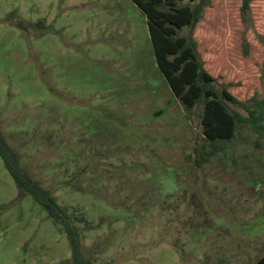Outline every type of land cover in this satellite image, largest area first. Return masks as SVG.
Returning <instances> with one entry per match:
<instances>
[{
    "label": "rangeland",
    "instance_id": "1",
    "mask_svg": "<svg viewBox=\"0 0 264 264\" xmlns=\"http://www.w3.org/2000/svg\"><path fill=\"white\" fill-rule=\"evenodd\" d=\"M241 1L211 0L194 38L204 68L235 97L264 101V0H250L246 28ZM11 12L45 27L25 36ZM200 111L170 91L131 0H0L1 129L21 167L88 221L73 220L92 264L264 256V121L240 123L201 159L211 148ZM70 255L62 225L19 193L0 157V264Z\"/></svg>",
    "mask_w": 264,
    "mask_h": 264
},
{
    "label": "trees",
    "instance_id": "2",
    "mask_svg": "<svg viewBox=\"0 0 264 264\" xmlns=\"http://www.w3.org/2000/svg\"><path fill=\"white\" fill-rule=\"evenodd\" d=\"M143 13L156 66L172 94L186 109L191 110L201 104L198 113L199 125L203 140L211 150L199 153L201 159L214 153L215 142H228L234 135L240 123H260L264 121L262 110L264 101L251 96L240 100L229 90L228 84L212 76L203 65L194 29L202 19L204 10L210 6L211 0H131ZM240 19L244 27L250 19V0H242L239 8ZM9 19L15 18V13H9ZM21 32L28 36L33 29L44 28V21L26 22L20 17L13 20ZM186 30L185 34L181 31ZM244 53L247 54V43ZM229 104L240 107L247 116L231 109ZM264 131V128H263ZM205 149V146L202 147ZM0 157L9 174L12 176L19 193L31 195L47 211L48 215L62 225L70 247L68 264H92V258L82 252L81 230L73 220L82 222L84 229H91L83 214L73 219L66 207L61 205L55 195L32 178L20 165L19 156L8 143L0 125ZM110 205L113 202L104 198ZM159 238V242H162ZM257 264H264V256Z\"/></svg>",
    "mask_w": 264,
    "mask_h": 264
}]
</instances>
